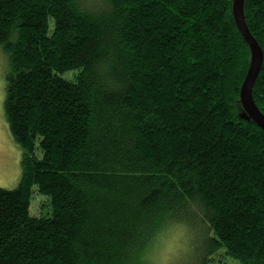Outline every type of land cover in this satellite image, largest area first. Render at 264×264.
<instances>
[{"label": "trees", "instance_id": "trees-1", "mask_svg": "<svg viewBox=\"0 0 264 264\" xmlns=\"http://www.w3.org/2000/svg\"><path fill=\"white\" fill-rule=\"evenodd\" d=\"M245 14L264 50V0ZM9 28L5 113L24 156L0 187V264H133L193 202L189 264H264V130L240 101L252 54L233 0H114L101 17L0 0V39ZM109 43L115 91L94 69ZM253 95L264 112V62ZM35 184L47 214L30 211Z\"/></svg>", "mask_w": 264, "mask_h": 264}, {"label": "clouds", "instance_id": "clouds-1", "mask_svg": "<svg viewBox=\"0 0 264 264\" xmlns=\"http://www.w3.org/2000/svg\"><path fill=\"white\" fill-rule=\"evenodd\" d=\"M74 10L86 17H101L112 12L114 0H71ZM19 38L18 30L9 28L8 35L0 39V99L7 93L10 76L15 74V64L12 58V49L8 47V42H15ZM106 54L97 57L94 69L98 77V87L107 90L120 89L124 81L118 74L120 68V53L112 45L106 44ZM182 213L192 214L191 219L183 221V231L173 238L171 250L173 255L163 261L150 258L145 252L133 261V264H187L189 255L194 249L197 238V227L195 224V213L198 211L196 204L193 202L190 208L181 210Z\"/></svg>", "mask_w": 264, "mask_h": 264}, {"label": "rangeland", "instance_id": "rangeland-1", "mask_svg": "<svg viewBox=\"0 0 264 264\" xmlns=\"http://www.w3.org/2000/svg\"><path fill=\"white\" fill-rule=\"evenodd\" d=\"M5 97L0 99V187H16L22 177L23 172V146L14 138L11 133L6 113ZM48 196L38 190V185L32 186L30 211L34 215L47 214L51 207L47 205ZM184 226L174 224L161 235L157 241L156 248L149 253L150 258L163 261L173 255L171 244L173 238L180 234ZM195 247V246H194ZM196 251V250H195ZM194 251L189 255L187 264L194 259ZM214 264H236V260L229 256L214 255ZM220 258V259H219Z\"/></svg>", "mask_w": 264, "mask_h": 264}, {"label": "water", "instance_id": "water-1", "mask_svg": "<svg viewBox=\"0 0 264 264\" xmlns=\"http://www.w3.org/2000/svg\"><path fill=\"white\" fill-rule=\"evenodd\" d=\"M233 13L252 54L247 74L241 86L240 101L247 113L246 116L254 120L264 130V112L257 105L253 95L254 86L264 62V50L249 29L245 14V0H233Z\"/></svg>", "mask_w": 264, "mask_h": 264}]
</instances>
